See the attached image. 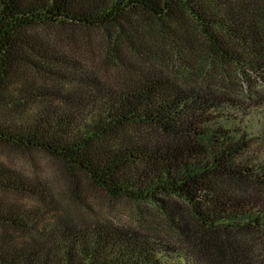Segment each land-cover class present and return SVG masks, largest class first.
Listing matches in <instances>:
<instances>
[{"label":"trees","instance_id":"1","mask_svg":"<svg viewBox=\"0 0 264 264\" xmlns=\"http://www.w3.org/2000/svg\"><path fill=\"white\" fill-rule=\"evenodd\" d=\"M0 149L139 223L0 163V264H264V0H0Z\"/></svg>","mask_w":264,"mask_h":264},{"label":"rangeland","instance_id":"2","mask_svg":"<svg viewBox=\"0 0 264 264\" xmlns=\"http://www.w3.org/2000/svg\"><path fill=\"white\" fill-rule=\"evenodd\" d=\"M59 31V30H53ZM85 41L91 43L92 39H86ZM71 49V47H69ZM79 55L75 54V58L86 59V64L91 61V52L84 50L80 45L77 46ZM93 65V64H92ZM110 72L111 69L108 68ZM256 151L260 153L262 150L260 146H256ZM0 163L5 164L7 168L15 171V173H21L26 179L30 181H38L42 186H49L52 190L57 192H65L69 194L68 207L73 213H78L83 205L76 200H72L71 190L76 191L81 195L83 201L91 206L97 207L98 212L102 217L108 221H112L118 227L129 226L138 228V217L134 211H137V205L130 203L123 199H112L106 195V193L90 186L88 182L80 178L76 181H71L67 172L64 173V169L61 168L58 161L52 160L37 152L26 151H12L6 149H0ZM0 197H6V194L0 193ZM10 200H18L22 204H33L32 200L19 199L17 196H9ZM149 207V205H147ZM153 211L151 207L148 208ZM81 213V212H80ZM150 236L151 234H147ZM153 236V235H151ZM169 247L173 248L172 245Z\"/></svg>","mask_w":264,"mask_h":264}]
</instances>
